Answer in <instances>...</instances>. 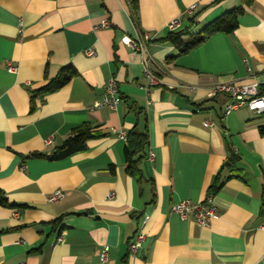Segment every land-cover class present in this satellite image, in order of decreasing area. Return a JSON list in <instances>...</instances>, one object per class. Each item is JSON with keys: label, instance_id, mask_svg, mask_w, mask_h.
<instances>
[{"label": "crops", "instance_id": "crops-1", "mask_svg": "<svg viewBox=\"0 0 264 264\" xmlns=\"http://www.w3.org/2000/svg\"><path fill=\"white\" fill-rule=\"evenodd\" d=\"M130 3L0 0V192L25 206L0 207V264H264V115L224 116L228 97L210 94L220 84L264 86V0H136V14ZM236 8L243 13L232 34L185 55L153 42L174 19L177 32L199 12L198 32ZM140 32L152 34L143 53L123 42ZM66 66L77 76L29 112V92ZM110 78L122 100L115 110L94 108ZM84 123L107 136L64 160L30 157L48 156ZM133 127L148 135L140 179L126 173V142L115 135ZM230 152L234 169L207 196ZM56 191L64 198L49 203ZM207 197L217 209L207 226L172 211ZM140 228L144 240L131 255Z\"/></svg>", "mask_w": 264, "mask_h": 264}, {"label": "trees", "instance_id": "trees-1", "mask_svg": "<svg viewBox=\"0 0 264 264\" xmlns=\"http://www.w3.org/2000/svg\"><path fill=\"white\" fill-rule=\"evenodd\" d=\"M252 0H243L245 6H249ZM131 9L134 14L137 11L136 0H131ZM242 8H236L229 12H226L217 17L212 22L204 25L198 32H194L196 27V18L198 13L193 14L187 19L188 25L180 31L170 32L161 39L154 40L153 42L166 43L171 45L176 51L177 56H182L206 41L209 37L217 33H223L226 35L232 34L238 26V18L242 15ZM77 76L76 71L71 66H66L60 69L56 77L49 79L44 86L38 90L30 91V106L29 112H33L36 108V101L45 95L54 93L64 87L70 80ZM258 95H264V86L258 87ZM119 99L122 100L121 97ZM127 103V101H126ZM129 110H133V105H128ZM264 115V113L262 114ZM258 133L260 136H264V125L258 127ZM107 135L100 131L98 128L92 127L89 123H84L71 130L69 136L64 142L51 150L48 156L40 154H32L30 157H45L49 161H60L69 158L73 155L87 152L88 142L100 140ZM148 145V135L146 128L143 131H139L136 127H133L126 134V146L124 151V164L125 171L131 177L140 179L142 177L141 170L138 165L142 159L145 158V149ZM230 151V150H229ZM238 157L230 152L229 157L226 158L219 169L213 184L207 189V196L214 195L221 187L222 175L224 171L231 172L236 163ZM0 207L20 210L25 206L11 203L0 192ZM261 212L264 213V193L262 194ZM60 224V218L51 223L53 229ZM42 244L33 250L39 252L42 248Z\"/></svg>", "mask_w": 264, "mask_h": 264}, {"label": "built area", "instance_id": "built-area-1", "mask_svg": "<svg viewBox=\"0 0 264 264\" xmlns=\"http://www.w3.org/2000/svg\"><path fill=\"white\" fill-rule=\"evenodd\" d=\"M194 10V7H192ZM179 26L178 19H174L167 25L169 32H175ZM152 34L148 32H140L137 37L134 39L123 38L125 45L130 47L134 51L143 53L146 51L147 44L151 41ZM87 56H92L93 51L88 50L86 52ZM9 72H15V68L9 66ZM155 78L150 76V83H154ZM258 84L255 82L249 83L243 86H232L227 84L216 85L211 89V96H216L217 94H224L228 97V102L224 107L223 115L227 116L230 113L245 109L255 116L262 115L264 113V95H258ZM119 97L117 94V84L115 78H110L105 85V96L101 101L95 102L93 105L94 108L107 107L110 110H115L119 104ZM116 137L126 142V133L117 132L115 133ZM154 154L152 152L148 153L147 158L152 160ZM64 198V193L62 191L53 192L47 199L49 203H55ZM112 198V194L108 195V199ZM172 211L176 213L181 220H186L191 216L194 221L201 225L207 226L211 220L216 218L217 209L212 205L211 198L207 197L203 202L197 204H191L188 201H182L174 204L172 206ZM147 221V217L143 219V224ZM264 229V227H261ZM144 240V234L140 228L134 235L132 241L128 246V251L131 255L135 254L137 250L141 247L142 241ZM101 263L107 261L106 252L103 251L100 255Z\"/></svg>", "mask_w": 264, "mask_h": 264}]
</instances>
